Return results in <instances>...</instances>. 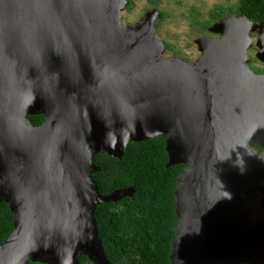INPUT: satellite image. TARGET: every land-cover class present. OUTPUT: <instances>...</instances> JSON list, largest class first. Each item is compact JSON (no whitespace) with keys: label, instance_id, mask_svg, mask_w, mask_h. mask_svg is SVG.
<instances>
[{"label":"water","instance_id":"obj_1","mask_svg":"<svg viewBox=\"0 0 264 264\" xmlns=\"http://www.w3.org/2000/svg\"><path fill=\"white\" fill-rule=\"evenodd\" d=\"M126 3L0 0V264H110L94 212L133 190L100 195L94 157L163 136L167 167L184 166L169 264H264V219L241 228L238 204L260 192L264 213V74L246 55L257 31L264 62V22H218L188 64L164 58L155 10L122 25Z\"/></svg>","mask_w":264,"mask_h":264},{"label":"trees","instance_id":"obj_2","mask_svg":"<svg viewBox=\"0 0 264 264\" xmlns=\"http://www.w3.org/2000/svg\"><path fill=\"white\" fill-rule=\"evenodd\" d=\"M239 12L254 23L264 22V0H244ZM33 125L41 115L29 117ZM166 137L130 142L121 159L97 154L92 174L99 194L109 196L132 189L130 196L96 207L94 216L101 245L110 264H169L177 216L174 210L176 182L183 165L167 167ZM14 216L0 203V244L12 233ZM28 264H42L29 262ZM78 264H93L87 257Z\"/></svg>","mask_w":264,"mask_h":264},{"label":"rangeland","instance_id":"obj_3","mask_svg":"<svg viewBox=\"0 0 264 264\" xmlns=\"http://www.w3.org/2000/svg\"><path fill=\"white\" fill-rule=\"evenodd\" d=\"M244 0H126L120 12L122 25L134 26L145 14L156 11L160 17L154 22L155 34L165 46L163 56L166 59H181L188 64L194 63L201 55L197 41L201 38L219 40L220 34L211 32V27L231 17L240 18V4ZM251 47L246 51L247 66L254 72L264 71V62L257 59L259 48L256 43L258 32L250 33ZM257 147H254L255 150ZM264 156V153L258 151ZM264 186V181H260ZM262 194L252 192L239 200L242 211L239 226L245 230L264 219L261 204Z\"/></svg>","mask_w":264,"mask_h":264},{"label":"flooded vegetation","instance_id":"obj_4","mask_svg":"<svg viewBox=\"0 0 264 264\" xmlns=\"http://www.w3.org/2000/svg\"><path fill=\"white\" fill-rule=\"evenodd\" d=\"M255 74H258V75H262V74H264V71H262V72H258V73H255ZM33 116H38V115H33ZM42 116V115H41ZM29 117H31V116H28V119H29ZM43 117V116H42ZM29 121H30V119H29ZM31 122V121H30ZM44 122V117H43V121H42V123ZM32 123V122H31ZM42 123H40V124H36V125H34V126H39V125H41ZM33 125V124H32ZM252 145V147L254 148V147H256V146H254L253 144H251ZM257 150V152L259 151V152H261V153H264V149H260V148H256ZM262 156V155H261ZM262 157H264V156H262Z\"/></svg>","mask_w":264,"mask_h":264},{"label":"clouds","instance_id":"obj_5","mask_svg":"<svg viewBox=\"0 0 264 264\" xmlns=\"http://www.w3.org/2000/svg\"><path fill=\"white\" fill-rule=\"evenodd\" d=\"M255 146V145H254ZM258 148V147H257Z\"/></svg>","mask_w":264,"mask_h":264}]
</instances>
